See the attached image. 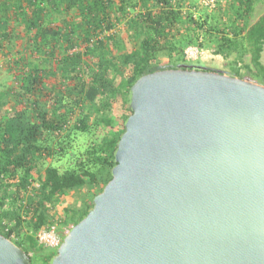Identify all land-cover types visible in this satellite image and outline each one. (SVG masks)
<instances>
[{
    "label": "trees",
    "instance_id": "16d2710c",
    "mask_svg": "<svg viewBox=\"0 0 264 264\" xmlns=\"http://www.w3.org/2000/svg\"><path fill=\"white\" fill-rule=\"evenodd\" d=\"M200 2L0 0V47L21 28L33 51L52 61L40 66L13 58L22 91L13 109L0 113V233L15 234V243L33 253L31 264H48L55 254L35 233L55 220L60 227L76 224L111 179L113 151L130 114L128 90L138 77L195 67L184 55L190 45L231 57L234 66L249 54L264 77V15L250 21L257 0H216L212 12L199 10ZM81 45L84 51H73ZM232 74L242 77L237 67ZM52 75L66 81V89L60 81L44 84ZM46 95L50 105L42 101ZM66 156L69 166L61 162ZM76 190L84 195L73 207L63 198Z\"/></svg>",
    "mask_w": 264,
    "mask_h": 264
},
{
    "label": "water",
    "instance_id": "95a60500",
    "mask_svg": "<svg viewBox=\"0 0 264 264\" xmlns=\"http://www.w3.org/2000/svg\"><path fill=\"white\" fill-rule=\"evenodd\" d=\"M111 179L48 264H264V85L160 68L128 90ZM0 264H31L0 233Z\"/></svg>",
    "mask_w": 264,
    "mask_h": 264
},
{
    "label": "rangeland",
    "instance_id": "374dc122",
    "mask_svg": "<svg viewBox=\"0 0 264 264\" xmlns=\"http://www.w3.org/2000/svg\"><path fill=\"white\" fill-rule=\"evenodd\" d=\"M199 6V10H202L204 7L208 8L209 11L216 9L214 6H206L202 2ZM224 3V1H223ZM216 4V3H215ZM205 8V9H206ZM213 8V9H212ZM212 12V11H211ZM264 15V5L257 0L255 4V9L253 11L252 17L250 19L251 24L254 23L260 16ZM124 22L119 23V28L123 27ZM31 43L29 46L28 44ZM131 43L127 44V47H130ZM204 54L199 57L196 60H191L190 64L194 65L195 67H201V68H213V69H218L217 71H222L225 73H233V67H237L241 76L258 82L260 84L264 85V77H261L260 74H256L255 69L252 67L251 62H250V55L247 54L244 57L243 61H240L237 65H233L231 62L232 58H226L221 55L215 54L211 48L208 47H203ZM84 51V46L81 45L80 47H77L73 49V51ZM72 52V51H70ZM20 56H24L27 58V60L33 62V63H39L40 66L44 65L43 63H47L46 66H51L52 61L48 62L46 60V57L42 55L39 52L33 51V44L31 40L27 37L25 34L24 30L21 28L16 29V32L14 34V37L12 38V41L10 42H4L2 44V47H0V113L12 110L13 107L15 106V102L19 101V98L17 97V93L21 92L22 89L20 87L19 82L17 79H15L16 73L12 67V59L17 58ZM88 58V57H86ZM166 57H163V60ZM261 61L264 64V51L262 53ZM246 65H249L251 70L246 67ZM62 82L61 84V89L64 90L66 89L68 83L66 81H61L59 77L56 76H49L48 79L44 80V84L51 85V84H56L58 82ZM57 86L60 88V85L57 84ZM44 99V100H43ZM42 101L44 104L47 103V105H50L49 103L51 102L50 99H48V95L43 96ZM78 113V110H77ZM74 143V149L79 151L84 148L83 141H82V136L78 135L76 136L75 140L73 141ZM51 160L48 158L47 162H50ZM62 164L64 166H69L72 164L68 156H66L62 161ZM83 190H76L72 191L69 194H67L64 198L63 201L68 202L70 206H77L78 204L82 203L83 200V195L84 193L82 192ZM73 224H70L72 226Z\"/></svg>",
    "mask_w": 264,
    "mask_h": 264
},
{
    "label": "built area",
    "instance_id": "2783aa9c",
    "mask_svg": "<svg viewBox=\"0 0 264 264\" xmlns=\"http://www.w3.org/2000/svg\"><path fill=\"white\" fill-rule=\"evenodd\" d=\"M215 2L216 0H202L203 4L210 7H213L215 5ZM204 53L205 52L201 47L190 45L185 49L184 55L187 61H194L201 57ZM70 227V225L60 227L59 220H55L48 226H45L38 230L35 233V237L40 246H43L45 249L54 251L56 253L64 235L68 232ZM9 239L15 242V240H17V236L15 234H12L11 238ZM32 254L33 253L31 252L29 256Z\"/></svg>",
    "mask_w": 264,
    "mask_h": 264
}]
</instances>
